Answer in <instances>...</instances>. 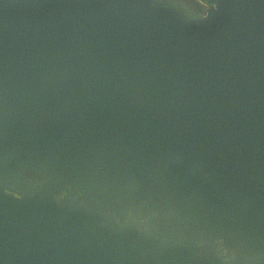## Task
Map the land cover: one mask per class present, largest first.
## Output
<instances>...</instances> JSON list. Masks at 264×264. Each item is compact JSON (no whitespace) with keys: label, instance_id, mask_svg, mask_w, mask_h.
Returning a JSON list of instances; mask_svg holds the SVG:
<instances>
[{"label":"water","instance_id":"95a60500","mask_svg":"<svg viewBox=\"0 0 264 264\" xmlns=\"http://www.w3.org/2000/svg\"><path fill=\"white\" fill-rule=\"evenodd\" d=\"M210 1L0 0V264H264V0Z\"/></svg>","mask_w":264,"mask_h":264},{"label":"flooded vegetation","instance_id":"af4514ba","mask_svg":"<svg viewBox=\"0 0 264 264\" xmlns=\"http://www.w3.org/2000/svg\"><path fill=\"white\" fill-rule=\"evenodd\" d=\"M180 4L183 5L184 8L187 10L194 12L195 14H198L197 12L199 10H205L208 9L209 7H212V3L210 0H177ZM199 9V10H198ZM32 174L29 175V178H32ZM67 192H65L61 197L64 198L66 196ZM104 217V215L102 214ZM122 224V221L119 220L118 225L120 226ZM155 224V223H153ZM161 227H166L167 229L171 230L172 225H168L167 223H161Z\"/></svg>","mask_w":264,"mask_h":264},{"label":"rangeland","instance_id":"374dc122","mask_svg":"<svg viewBox=\"0 0 264 264\" xmlns=\"http://www.w3.org/2000/svg\"><path fill=\"white\" fill-rule=\"evenodd\" d=\"M210 8V7H209Z\"/></svg>","mask_w":264,"mask_h":264}]
</instances>
